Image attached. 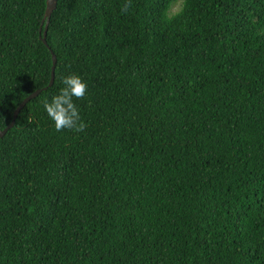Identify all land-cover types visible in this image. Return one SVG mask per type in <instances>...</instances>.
I'll use <instances>...</instances> for the list:
<instances>
[{"label": "trees", "instance_id": "16d2710c", "mask_svg": "<svg viewBox=\"0 0 264 264\" xmlns=\"http://www.w3.org/2000/svg\"><path fill=\"white\" fill-rule=\"evenodd\" d=\"M0 0V264H264V0ZM65 74L85 127L41 100Z\"/></svg>", "mask_w": 264, "mask_h": 264}, {"label": "clouds", "instance_id": "9594fccd", "mask_svg": "<svg viewBox=\"0 0 264 264\" xmlns=\"http://www.w3.org/2000/svg\"><path fill=\"white\" fill-rule=\"evenodd\" d=\"M58 90L41 100L43 111L53 123L56 131L62 129L81 132L85 123L75 99H82L87 93V83L79 74H65Z\"/></svg>", "mask_w": 264, "mask_h": 264}, {"label": "water", "instance_id": "95a60500", "mask_svg": "<svg viewBox=\"0 0 264 264\" xmlns=\"http://www.w3.org/2000/svg\"><path fill=\"white\" fill-rule=\"evenodd\" d=\"M55 6H56V0H46L45 1V10H44V13H43V16H42V19H41V22H40V26H39V32H40L42 23L44 22V30H43L42 34L39 33V39L44 44H46V28H47V25H48V20H49L50 15H51L53 9L55 8ZM51 58H52V66H51L50 80L48 82V85L44 86L41 89L34 90L29 95H27L25 98H23V100L14 109L13 116H12V119L9 122V124H7V126L4 129L0 130V137H2L9 128L13 127L14 122H15V118H16L17 114L19 113V111L21 110V108H23L24 105L30 99H32L35 96H37L42 90H46L49 86H51V84L53 82L54 65H55V56L53 55V53L51 54Z\"/></svg>", "mask_w": 264, "mask_h": 264}, {"label": "rangeland", "instance_id": "374dc122", "mask_svg": "<svg viewBox=\"0 0 264 264\" xmlns=\"http://www.w3.org/2000/svg\"><path fill=\"white\" fill-rule=\"evenodd\" d=\"M181 3H182V0H176V1L172 4L171 9H170V12L173 13V12L177 11V10L179 9Z\"/></svg>", "mask_w": 264, "mask_h": 264}]
</instances>
